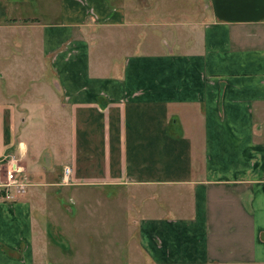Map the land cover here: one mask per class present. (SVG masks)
<instances>
[{"label":"crops","instance_id":"0c3cea01","mask_svg":"<svg viewBox=\"0 0 264 264\" xmlns=\"http://www.w3.org/2000/svg\"><path fill=\"white\" fill-rule=\"evenodd\" d=\"M6 169L0 264H50L51 186L137 205L131 264H264V0H0Z\"/></svg>","mask_w":264,"mask_h":264},{"label":"rangeland","instance_id":"374dc122","mask_svg":"<svg viewBox=\"0 0 264 264\" xmlns=\"http://www.w3.org/2000/svg\"><path fill=\"white\" fill-rule=\"evenodd\" d=\"M171 14L169 18H172ZM149 36L152 40V35ZM146 41L133 40L127 43L135 47L138 42ZM113 191L107 190L106 197L114 199L116 193ZM42 192L49 197L44 199L43 204L52 212L49 214L48 211L43 223L53 258L49 259L50 264H131L128 260L131 243L133 258L137 251V205L124 201L123 205H113L110 199L108 204V199L102 197L103 192L86 186L76 190L73 186H51ZM66 232L69 235L67 239L64 235Z\"/></svg>","mask_w":264,"mask_h":264},{"label":"built area","instance_id":"2783aa9c","mask_svg":"<svg viewBox=\"0 0 264 264\" xmlns=\"http://www.w3.org/2000/svg\"><path fill=\"white\" fill-rule=\"evenodd\" d=\"M69 174L70 167L67 166L65 167L64 178H67ZM27 187V178L16 169H6L5 172L0 171V189L5 200H16L18 196L26 192Z\"/></svg>","mask_w":264,"mask_h":264}]
</instances>
